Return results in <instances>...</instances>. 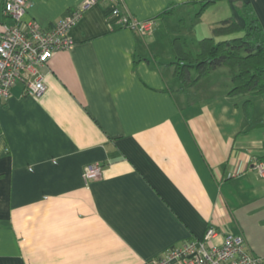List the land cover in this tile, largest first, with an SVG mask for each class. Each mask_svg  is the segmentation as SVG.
<instances>
[{"label":"crops","instance_id":"1","mask_svg":"<svg viewBox=\"0 0 264 264\" xmlns=\"http://www.w3.org/2000/svg\"><path fill=\"white\" fill-rule=\"evenodd\" d=\"M84 1L30 0L24 15L50 28L81 10L45 93L19 81L0 98V264H153L211 226L264 256V96L230 95L226 65L187 86L175 48L198 54L217 23L243 25L246 4L264 28V0L211 4L221 18L200 37L175 28L201 0ZM117 5L154 30L123 27ZM8 20L0 0V31Z\"/></svg>","mask_w":264,"mask_h":264},{"label":"built area","instance_id":"2","mask_svg":"<svg viewBox=\"0 0 264 264\" xmlns=\"http://www.w3.org/2000/svg\"><path fill=\"white\" fill-rule=\"evenodd\" d=\"M94 2L85 0L81 9ZM30 5V0H4V13L9 20L0 31L1 99H7L19 81L24 82L27 95L41 96L47 90L43 68L47 67L56 52L73 47L69 30L79 20L81 10L72 11L50 28H43L34 19H24ZM111 14L119 18L123 27L140 35L151 33L156 26L154 18L138 19L124 12L119 5L112 8ZM256 167L264 176V160L258 161ZM101 173L100 164L87 166L85 184L89 185ZM219 237L221 241L217 242ZM153 264H264V256L250 251L243 235L223 234L211 226L203 238L167 249L154 259Z\"/></svg>","mask_w":264,"mask_h":264},{"label":"trees","instance_id":"3","mask_svg":"<svg viewBox=\"0 0 264 264\" xmlns=\"http://www.w3.org/2000/svg\"><path fill=\"white\" fill-rule=\"evenodd\" d=\"M218 1H196L200 2L198 16ZM243 19V25L232 17L217 23L210 35L199 40L198 54L184 51L177 41L176 73L182 83L193 85L215 68L226 65L232 82L230 95L251 92L264 96V28L249 4L244 7ZM192 69L197 71L195 79L189 77Z\"/></svg>","mask_w":264,"mask_h":264},{"label":"rangeland","instance_id":"4","mask_svg":"<svg viewBox=\"0 0 264 264\" xmlns=\"http://www.w3.org/2000/svg\"><path fill=\"white\" fill-rule=\"evenodd\" d=\"M199 9H200V7H197L195 10L186 14V23L178 25L175 28V30H177V32H182L181 34H187L188 31H191L192 27L198 25V29H199L198 30V36L200 37V36H203L204 34H206L204 32H208V28H210V26H212L214 22H216L217 20H219V18H221V17H218L219 16L218 13L220 11L216 10V8H214V7L208 8L200 16H198L196 11H198ZM191 42H192V39H191L190 43ZM192 50L194 52H197L199 49L197 47H195V48H192ZM193 73H194V75H196L197 71L194 70ZM218 74H220V73H218ZM205 76H207V75H205ZM219 77H220L219 75H215L214 79H218Z\"/></svg>","mask_w":264,"mask_h":264}]
</instances>
